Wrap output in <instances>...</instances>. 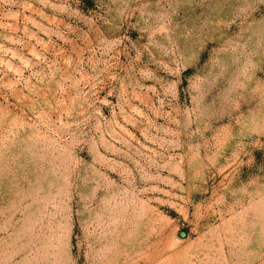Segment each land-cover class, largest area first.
I'll return each instance as SVG.
<instances>
[{
	"label": "rangeland",
	"instance_id": "374dc122",
	"mask_svg": "<svg viewBox=\"0 0 264 264\" xmlns=\"http://www.w3.org/2000/svg\"><path fill=\"white\" fill-rule=\"evenodd\" d=\"M0 264H264V0H0Z\"/></svg>",
	"mask_w": 264,
	"mask_h": 264
}]
</instances>
